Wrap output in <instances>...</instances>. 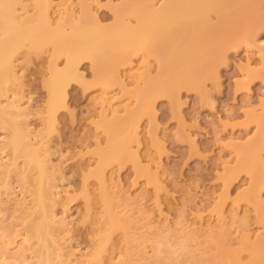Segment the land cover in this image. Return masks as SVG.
<instances>
[{
  "label": "rangeland",
  "instance_id": "374dc122",
  "mask_svg": "<svg viewBox=\"0 0 264 264\" xmlns=\"http://www.w3.org/2000/svg\"><path fill=\"white\" fill-rule=\"evenodd\" d=\"M40 1L16 0L17 20L36 22ZM127 3L51 0L48 16L67 32L111 26L117 12L135 26ZM252 18L264 22V5ZM52 59L65 66L52 46L25 41L0 98L14 112L0 117V264H155L166 257L157 246L169 251L165 264H264V26L190 85L159 86L180 64L143 50L119 66L121 81L97 80L82 58V77L56 98L54 115ZM118 147L123 156L104 162ZM40 186L55 221L43 240L33 231L45 220Z\"/></svg>",
  "mask_w": 264,
  "mask_h": 264
},
{
  "label": "bare ground",
  "instance_id": "6f19581e",
  "mask_svg": "<svg viewBox=\"0 0 264 264\" xmlns=\"http://www.w3.org/2000/svg\"><path fill=\"white\" fill-rule=\"evenodd\" d=\"M15 4L16 0L0 3V28H5L1 29L3 31L0 35V98L9 90L8 84L16 80L14 55L20 46L25 41H29L33 47L49 45L53 47L55 57L64 55L66 58L63 68H58L57 59H52L50 78L46 82L51 95L49 108L53 115L55 100L63 97L68 82L82 77L79 69L82 58H91L97 80L113 78L121 81L119 66L128 63L132 55L143 50L157 55L162 64L168 61L180 64L178 75L169 77L166 74L159 86L166 87L171 82L177 86L190 85L199 75L196 76L197 70L201 72L206 68L209 71L206 66L214 58H219L227 48L241 40H248L257 28L264 26V22L254 21L252 18L253 9L263 6L264 0H163L158 6L155 0H128L130 13L137 18L135 26L126 24L120 12H117L116 22L111 26L85 25L81 22L72 24L69 32L61 25L51 26L48 16L51 0L38 2L39 19L36 22L17 20ZM211 12L216 15L214 23L210 22ZM9 28L17 30L15 36H9ZM93 53L97 55L90 56ZM195 62H198L197 68L194 66ZM137 94L143 96L147 93L139 90ZM12 113L14 112L7 105H3L0 99V117L7 118ZM113 123L115 124H105L109 131L122 125L120 119ZM133 126L134 122H130L129 127ZM11 143L13 150L19 151L16 139ZM30 145V142L27 143V147ZM123 148H116L112 155L107 153L103 158L104 162L109 158L122 157ZM31 155L35 158V166L43 173L44 166L39 157L35 153ZM40 187L38 198L45 220L35 226L33 231L43 240L49 223L54 225L55 221L54 215L47 213V194ZM111 221L120 225L118 220ZM156 249L165 252L166 257L163 260L154 258L155 264H165V261L168 263L169 251L159 246ZM257 252L255 255L260 254Z\"/></svg>",
  "mask_w": 264,
  "mask_h": 264
}]
</instances>
